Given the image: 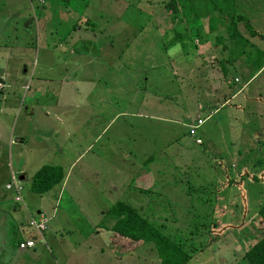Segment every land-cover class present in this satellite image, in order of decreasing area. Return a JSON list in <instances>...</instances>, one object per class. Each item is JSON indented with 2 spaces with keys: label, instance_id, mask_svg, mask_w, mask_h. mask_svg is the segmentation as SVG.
I'll use <instances>...</instances> for the list:
<instances>
[{
  "label": "rangeland",
  "instance_id": "rangeland-1",
  "mask_svg": "<svg viewBox=\"0 0 264 264\" xmlns=\"http://www.w3.org/2000/svg\"><path fill=\"white\" fill-rule=\"evenodd\" d=\"M167 1L0 0V73H11L23 59L30 66L28 74L10 80L16 84L4 91L15 95L8 101L17 97L26 104L35 95L37 104L50 106V120L43 113L40 119L49 120L50 143L62 145L48 163L69 171L63 186L42 195L49 221L33 249L18 250L17 244L41 194L32 192L27 177L19 192L36 199L18 202L20 210H14L11 191L0 200V264H160L153 243L112 230L110 207L119 200L137 206L163 232L193 241L198 250L185 264H248L245 250L264 234L259 212L264 203V74L199 128L203 143L196 142L197 135L177 119L196 123L197 109L210 91L200 84L203 68L192 76L176 71L172 51L184 46L194 52L191 40L204 43L212 36L217 49L208 46L207 53L218 57L222 45L215 34L194 25L198 19L182 26L177 22L182 13L168 11ZM186 1L204 18L216 0ZM54 29L55 42L61 38L64 49L61 44L43 48ZM65 29L77 31L66 35ZM176 34L183 36L180 42ZM76 61L80 65L74 73ZM49 63L57 65L49 69ZM229 68V85H242L240 70ZM64 74L72 76L70 81L62 80ZM44 88L48 92L39 97L35 92ZM215 95L212 102L224 101ZM10 115L0 122V148L8 147V153L20 132ZM32 136L36 141L39 135ZM9 161L7 155L0 159V193L9 180Z\"/></svg>",
  "mask_w": 264,
  "mask_h": 264
},
{
  "label": "crops",
  "instance_id": "crops-1",
  "mask_svg": "<svg viewBox=\"0 0 264 264\" xmlns=\"http://www.w3.org/2000/svg\"><path fill=\"white\" fill-rule=\"evenodd\" d=\"M213 1V0H211ZM219 2L223 1V0H218ZM215 3H217L216 1H213ZM226 6L224 8H229L233 9L232 5H235V11L237 15H243L244 17H246V20L243 21H239L238 22V29L239 31L247 38L250 40L251 44L256 45L257 47L261 48L264 50V38L260 37L259 35H252L250 33V31L248 30L246 24H250V26L256 30L259 33H262L264 35V0H226ZM68 9V8H67ZM66 9V11H67ZM203 20V21H201ZM201 20H198L196 23H194V25L199 24V28H201V30H203V32L206 33H210V34H215L214 39L216 40V43L218 44V46H221V50H220V54L219 56H215V55H209V53H207L208 50V46L212 47L214 49V52H216V47L213 46V42H212V36L209 37L207 39V41H204V43H200L196 38H194L193 40H191V46L192 47H196V51L194 52H190L188 49H186L184 46L183 48L180 49H176L173 50L172 53L175 52V54L177 56L173 57L172 59V63L174 64L175 62L177 63L178 68L176 69L177 72H179V74L182 73H190L191 72V76L193 75V72L196 68H203V71L201 72V76H200V84L202 86H204V90L209 89L210 94H209V98H207V101H204L203 105L197 109L196 115L194 120L196 121L197 118H202L204 119V121L202 122V124L197 127V131H196V142L198 143H203V140L201 138V136L199 135V128H203L205 126H207V124L216 119V117L219 115L220 111L222 110V107L225 103H229L230 99H236L237 97L240 96V94H245L247 88L249 85H251L253 83V81L256 80L258 75L264 74V68L261 69L259 72H257L255 75L252 72V68L250 67V60L247 56H244L242 54V48H240V52H237V49H235V53L231 52V48L232 45L229 41L228 36L226 35L225 30H222V26H218V29L212 30V28H210V25L208 24V17H204L201 18ZM206 20V21H205ZM201 21V22H200ZM74 30L75 32L77 31V29H65V31L67 32L66 35H69L70 31ZM53 31H57V29L54 30H50V41L49 42H44L42 44L43 48L46 47L49 44V49H56L59 44H61V49L65 48L64 44L65 42H61V38L60 43L56 44V39H54L53 37ZM65 32V33H66ZM217 34H220L221 36L217 37ZM226 36L228 38V40H224V37ZM64 40V39H63ZM71 40L74 42L76 40V38H71ZM197 40V41H196ZM224 40V41H223ZM180 42V40L178 41ZM183 43H185L184 41H182ZM228 42V43H227ZM53 43V45L51 46L50 44ZM183 43H181L182 45H184ZM226 44V45H225ZM190 47V46H189ZM191 48V47H190ZM188 51V52H187ZM202 51V52H201ZM215 56V57H212ZM183 57V58H182ZM192 57H196L195 59ZM192 59L191 63L190 60ZM193 62H197L198 65H193ZM26 63L25 65V70L23 71V64ZM216 63L221 66V68H217L216 67ZM57 65V63H49L48 66L49 69H52V66ZM79 61L75 62V66L76 69L74 71V73L79 69ZM41 66V64H40ZM188 66V68H187ZM229 66H232L234 69L236 70H240L239 72H241V74L243 75L245 82L240 85L237 86L235 88H232L229 85ZM48 67H43V68H48ZM29 62L27 60H21L19 62V64H17L14 68L13 71L11 73L3 71L0 73V83L3 85V88L0 89V122L3 121L4 119V115L9 112L10 115V120L13 118L14 116L16 117L17 122L19 123V128H20V132H18V135L16 137V139L10 141L13 144H15V147L13 149L10 150L11 153H8V147L6 148H0V159L2 160V158H5V156H9L10 157V161L8 162V168H7V177L9 178V180L5 183V189L0 193L2 198L0 200H4V198H6V196H8V193L11 191L12 192V196H13V200L17 203H15L16 206H14V210H20L22 205L21 203L25 202V199L27 201H31L32 199H36L35 196H33L30 193H25L22 194L19 192H15L14 189L10 190L6 188V185L8 183H10L11 178H13L14 173L17 175V177L20 179L19 182H22L23 180L27 179V177H29V180L31 178L32 173L37 169L40 168L42 165L51 162L53 160H49L52 154H58L60 151V147L62 144H60V142H56L54 145H52L50 143L49 140V129L48 127H46V125L49 123L50 117L49 116V112L48 109H51L49 105H44V104H37V99L34 97L35 95L31 96V99L28 103L25 104L24 100L22 101L23 103H19L18 102V98L16 97V100L14 101H8L9 99H11V96L15 95V92H7L4 91L6 88L10 89V87L12 86V84H16L15 81H13V83H11V79L16 77V78H20V74H28L29 72ZM182 69L186 70V71H182ZM67 73H69V70H66ZM204 76V81L205 78H208V82L203 83V78ZM11 77V78H10ZM72 76H70V74H64L63 76V81H70ZM75 80H79L80 77L78 76H74ZM235 82H240L238 79L235 80ZM48 89L44 88V90H38L35 93L40 96L42 95H46V93ZM215 93L217 95H222L224 96L223 99L224 101L222 103L219 102H212V98L216 96ZM24 106V107H23ZM48 108V109H47ZM56 109V107H55ZM38 110L39 114L35 115L36 111ZM235 110L240 111L241 110V105L240 104H236L235 105ZM41 113H43L42 115L45 116L46 119L49 120H45L44 119H40ZM35 117V119H33V121H31L32 117ZM36 118H39L38 120H36ZM236 118V117H235ZM59 127L60 129L63 130V133L65 132L66 128L65 127V122L64 119L63 121L59 118ZM192 120V119H191ZM190 120V121H191ZM236 120V119H235ZM187 122L184 119H177V122L180 123H184L185 125L189 124H193L194 122ZM227 118L223 121L224 123H227ZM62 123V124H61ZM210 124V123H209ZM33 134H38V139L36 141H33L34 136H32ZM66 133V132H65ZM203 133H205V131L203 130ZM200 140V141H199ZM4 146V145H3ZM9 146V145H8ZM22 158V159H21ZM16 161H20L19 166H16ZM17 167V168H16ZM17 169V170H16ZM243 171H249L248 169H243ZM262 171L264 172V169H262ZM69 172V171H68ZM66 172V175L67 173ZM242 174V172H240ZM147 172H143V178H147L148 177ZM240 174V175H241ZM264 174V173H263ZM65 181V180H64ZM64 183V182H63ZM62 183V186H63ZM22 184V183H21ZM57 186V185H56ZM56 186H54V190L56 192ZM61 186V187H62ZM60 187L59 191H62ZM52 188V189H53ZM24 189V186H23ZM52 189L45 191L43 193H39L41 194L38 198L37 201V206H35L36 209V213H44L43 209L41 208V206L44 204L41 200L42 195L46 192L51 191ZM34 192V191H32ZM36 193V192H34ZM17 196H20L21 199H17ZM59 196V194H58ZM57 196V197H58ZM57 197H56V201H57ZM22 200V201H21ZM21 202V203H18ZM45 205V204H44ZM28 207V206H27ZM34 211H31V217L35 216L36 214ZM30 217V219H31ZM30 224V223H29ZM32 228V229H31ZM29 230H32L33 232H29L27 233ZM24 232H25V237H20L18 244L20 241L27 239V238H34L39 242L42 240L41 235L33 228V227H27L24 228ZM95 233V232H93ZM101 234L100 229H98L97 231V235ZM17 244V249L18 250H28V249H33V248H26V249H21L18 247ZM18 251H15V253H17ZM41 253H43L41 251Z\"/></svg>",
  "mask_w": 264,
  "mask_h": 264
},
{
  "label": "trees",
  "instance_id": "trees-1",
  "mask_svg": "<svg viewBox=\"0 0 264 264\" xmlns=\"http://www.w3.org/2000/svg\"><path fill=\"white\" fill-rule=\"evenodd\" d=\"M216 2L218 4L213 3V11L205 14L204 17H208V24L212 30L222 26L232 45V53H235V49L239 53L242 48V54L251 59L250 67L255 75L264 68V50L251 44L250 40L239 31L238 22L247 18L236 14L235 5H232L233 9L226 10L227 8H224L227 4L226 0L221 2L216 0ZM165 6L173 14L182 13V17L177 22L182 26L184 24L186 28L190 27V24L197 19L203 18H199L201 13L197 11L193 2L169 0ZM246 26L252 35L264 38V35L254 30L250 24H246ZM176 35L181 41L183 36ZM64 170L61 164L46 163L42 165L32 173L30 188L34 192L43 193L60 183L62 184L66 177ZM259 212L264 222V203L261 204ZM110 215L115 218L112 230L120 236L132 241L153 243L160 258V264H185L191 254L198 250L188 237L163 232L162 227L155 225L148 216L142 214L139 208L130 202L116 201L110 207ZM244 258L248 264H264V234L249 249L245 250Z\"/></svg>",
  "mask_w": 264,
  "mask_h": 264
},
{
  "label": "built area",
  "instance_id": "built-area-1",
  "mask_svg": "<svg viewBox=\"0 0 264 264\" xmlns=\"http://www.w3.org/2000/svg\"><path fill=\"white\" fill-rule=\"evenodd\" d=\"M1 88H3V85L0 83V89ZM203 121L204 119L197 118L196 123L189 124L191 134L196 133L197 127H199ZM6 188L10 190L14 189L15 192L19 193V191L22 188V184L18 180H16L15 177L13 176L12 182L8 183L6 185ZM17 199L20 200L21 197L17 196ZM48 221H49V217L46 216L44 213H41L39 216H32L29 223H30V226L33 227L41 235V238H44V231L48 227L47 226ZM37 244H38V241L36 239L27 238V239L20 241L18 244V247L21 249L33 248Z\"/></svg>",
  "mask_w": 264,
  "mask_h": 264
}]
</instances>
